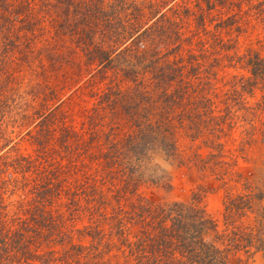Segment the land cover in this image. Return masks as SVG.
<instances>
[{
  "label": "rangeland",
  "instance_id": "rangeland-1",
  "mask_svg": "<svg viewBox=\"0 0 264 264\" xmlns=\"http://www.w3.org/2000/svg\"><path fill=\"white\" fill-rule=\"evenodd\" d=\"M259 1L41 0V10L33 8L28 17L31 31L26 35L32 38L29 49L23 51L25 54L16 49L0 50V68L4 72L0 74V82L9 79L2 91L7 95L12 93L8 85L17 88L14 96L20 94L21 99L16 100H26L33 110L41 111L42 128L66 127L78 132L77 142L74 140L70 145L74 150L70 163L66 160L68 154L57 152L58 148L50 141L41 140V161L45 158L53 165H62L65 173L61 177L66 184L102 177L110 185L107 172L88 156H95L99 143L107 138L116 141L131 133L132 120L127 115L133 109L128 106L125 90L130 87V80L139 76L126 62L118 59L114 62L111 58L123 47V44L110 46L117 40L112 33L119 29L128 33L136 31L148 18L136 31L146 28L145 32L129 44L135 49L158 51L165 46L170 48L174 34L166 38V34L156 33L163 32L160 30L170 33L181 26V36L190 41L183 42L182 56L186 57L188 52L197 54L200 68L188 72L198 77L201 93L207 99L203 105L216 122H201L204 124L194 131L186 125L185 118L180 122L174 119L169 135L164 139L158 133L147 136L135 159L130 153L127 166L134 169L137 196L155 204L195 205L221 229L226 194L237 193L244 185L254 190L264 187V87L240 65L245 54L251 60L257 56L264 62V24L259 19L261 15L255 14L258 9L264 10V4H258ZM149 2L156 4L155 16L151 18ZM182 6L193 14L179 21L171 10L172 7L182 10ZM140 9L145 10L144 16ZM165 18L177 21L178 25L165 28ZM84 31L94 38L96 33L103 32L100 47L108 57L101 65L96 66L97 59L85 57L80 50L79 36ZM106 91L109 98L100 103L97 95ZM142 111L136 109L142 117L137 121L144 126L148 114ZM48 112L51 116H46V122L43 115ZM39 119L28 128L32 129ZM9 130L6 127L5 133ZM11 137L0 153L8 147L9 154L36 153V145L26 129L12 133ZM80 142L79 148L75 144ZM168 142L175 146L171 151L165 147ZM100 148L104 149L103 144ZM194 153L202 159V164ZM72 216L75 220L68 222V227L74 229L80 222L77 214ZM233 220L240 226H264V216L258 207ZM239 256L244 264H264L261 250Z\"/></svg>",
  "mask_w": 264,
  "mask_h": 264
},
{
  "label": "trees",
  "instance_id": "trees-1",
  "mask_svg": "<svg viewBox=\"0 0 264 264\" xmlns=\"http://www.w3.org/2000/svg\"><path fill=\"white\" fill-rule=\"evenodd\" d=\"M258 4H264V0ZM174 7L173 17L179 21L193 14L187 7ZM33 8L41 10V0H0V50L16 49L24 55L23 51L29 49L32 37L28 39L26 34L31 31L28 17ZM147 8L149 17L155 16L156 4L149 2ZM145 10L140 9L143 16ZM255 14L261 15L259 19L264 24V10L258 9ZM164 20L165 28L178 25L175 20ZM180 27L170 33H156L166 34V38L174 34L170 48L165 46L158 51L135 49L129 44L139 39L146 28L137 33L120 29L112 33L117 40L110 46L123 47L111 58L126 62L139 75L130 80V87L125 90L128 106L133 109L127 115L132 120L131 133L116 141L107 138L99 143L104 149L94 144L98 146L97 154L88 156L107 172L114 188L106 185L102 177L66 184L61 177L65 173L62 165H53L45 158L41 161L42 140L50 141L57 152L68 154L66 160L70 163L74 151L70 145L77 142L78 132L66 127L42 128L41 111L33 110L26 100H16L21 95L14 96L17 88L13 86L8 85L12 93L6 95L2 89L9 79L0 82V151L9 145L12 133L23 129L36 145L33 155L9 154V147L0 153V264H244L239 253L247 256L261 250L264 256V226L252 228L233 222L234 217L244 216L255 207L264 216V187L254 190L244 185L239 192L226 194L221 229L195 205L155 204L136 194L134 169L127 166V161L131 154L136 158L147 136L158 133L164 139L174 119L180 122L185 118L186 125L194 131L204 124L201 122L215 121L203 105L207 99L201 93L198 77L188 72L200 68L197 54L188 52L182 56L183 42L190 41L181 36ZM82 33L80 50L85 57L97 59L96 66L101 65L108 57L100 47L103 32L96 33L99 39L89 31ZM240 65L264 87V62L259 57L251 60L245 54ZM104 93L97 95L100 103L109 98L107 91ZM136 109L148 114L144 126L137 121L141 117L137 114L141 113H136ZM49 113L43 115L46 122ZM36 118L40 119L32 129L28 128ZM6 127L10 128L8 133ZM75 145L80 148L82 142ZM165 147L167 151L175 148L169 142ZM194 155L202 164L198 154ZM73 214L80 222L74 229L68 227V222L75 220Z\"/></svg>",
  "mask_w": 264,
  "mask_h": 264
}]
</instances>
